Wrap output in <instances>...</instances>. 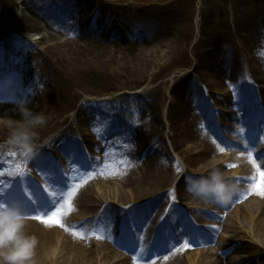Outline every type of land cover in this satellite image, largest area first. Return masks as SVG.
Here are the masks:
<instances>
[{"label":"bare ground","instance_id":"bare-ground-1","mask_svg":"<svg viewBox=\"0 0 264 264\" xmlns=\"http://www.w3.org/2000/svg\"><path fill=\"white\" fill-rule=\"evenodd\" d=\"M127 1L128 4L125 8H128L129 10L138 9L141 11H129V13H127V18L125 14L128 9L123 10V7L122 12L120 10L121 14L126 20L130 22V24L134 25V23H136L140 26V28L145 29L146 35L148 38H150L149 40L147 39L148 41L142 40V36L138 35H135L136 37L131 38V36H128V34L131 35V31L128 30V28L124 26L120 27L117 24H114L110 28L111 33H107L102 24H97V26L94 27L96 20H92V17L90 18L86 15L93 14L96 17H102L101 22H103L104 26L108 25V23L105 22L108 21L113 23L114 18L117 19L120 17L119 15H115L113 18L112 13L111 15H106L103 7L106 9L109 7L106 6V3L99 0L98 2L96 0H22L20 4L25 14H23L20 20L17 21V25L24 28L25 30L34 32L28 33L32 34L33 36L38 33V36H35V40L33 42L38 43L39 45L43 44L44 42L46 44L48 43L46 50L36 54L34 50H26L27 43L25 40H23L25 41V49L21 48V44L18 45L15 42H10L8 40H0V67L6 68V66H8L13 70L9 75H1L0 70V96H4V94H10L13 96H23L29 94V90L34 85L35 80L38 81L37 75L39 73L37 74V71L32 73V68L34 65L24 63L21 59L24 57V55L32 54L33 56L40 55L43 57H48V55L51 54L53 56H51L52 58H45L47 62V68L53 71L52 74L46 77L45 73L41 72V75L45 76V83L47 85H52L53 90L56 91V95L59 98L57 100H52V106H54V109L49 110L45 107L44 100L46 96L40 95L41 93L38 95H35V93L29 94L27 102L28 107L32 111L36 113H42L46 117V123L36 129V131L39 133L37 143H42V139L47 138L48 135L50 136L52 133L58 130V133L55 136L51 135V145H49L62 154L63 158L66 156L68 157L70 155L79 154L81 151L79 145L83 142V140H79L76 135L73 137V133L77 128L76 126L70 125L62 128L69 121V118L65 116V113L70 112L72 106L76 104L75 102H77L79 98L77 96L78 93L69 91L68 87H71V84L76 86H86L89 85V83L94 82V76L92 74V72L95 70L94 66H96L94 65V62L97 61L100 66L108 65L104 59L107 57L109 51H112V47H115V45L111 46L107 43L108 40L110 41V38L121 36V38L128 41V45L126 47L127 50L124 52H127L126 57H129L127 62L131 61V64L128 67L124 66L123 73L131 74L136 66V59H139L140 57L142 59L147 58V55L153 56L157 45L151 44V42H154L155 39L160 40L161 36L164 35V28L158 27L154 30L155 32H151L150 28L148 27V21L152 19L149 10L156 12L157 8H137L136 5H140L138 4L140 0H132L131 2L129 0ZM192 1L193 0H170L171 3L177 4L183 2L186 5H189V7L192 6L190 5ZM256 1L258 2L257 4L261 5L262 3L263 5H261L260 8L258 7L257 11L255 9L252 13H250V15L252 14L254 18L258 17V13L262 14L264 12V0ZM207 2L208 8L206 10V22L200 25L201 35L204 36L207 34L208 28L212 26L214 38L216 40H220V34L214 28L220 26L219 22H221L222 19L221 14L225 12V10L213 6V3H216V0H206V3ZM11 4L12 0H0V20L3 10L6 7H10ZM171 8L173 9L174 7ZM163 10L164 11L162 14L173 24L176 23L184 25L185 22L189 21L187 9H184L187 10V12L182 9H176L172 11L168 10L167 8H163ZM214 11L216 12L215 14ZM79 18H81V20H79ZM70 19H74V21L70 23ZM195 21H198L197 18ZM2 26L3 24L1 25L0 22V29ZM222 26L225 28V25ZM44 30H47L46 33L51 37H46L44 34H42ZM172 30L176 31L177 29ZM5 31H7V29H5ZM148 31L150 33L147 34ZM190 32V28L186 25V27L181 28L177 34L180 35V38H189ZM67 34H71L73 37H80V39H76L73 44L67 46L66 44L70 43L64 39V35ZM124 35H126V38L122 37ZM151 35L153 36L151 37ZM162 39L165 41V37H162ZM49 40L54 41V43L51 44ZM160 41L162 42V40ZM14 43L20 47V55L19 53H10L8 50V48H12L14 46ZM162 46L163 44L160 43V47ZM91 59H94L95 61ZM206 59V57H202L201 60L199 59V62H204ZM210 59L213 60L214 58ZM56 62L59 67L55 66ZM225 64L228 66L230 65L226 59L222 65L225 66ZM230 68L232 69L234 67L232 66L226 69L229 71ZM59 69H61V71ZM246 79L249 82L256 80L255 76L250 71L247 72ZM17 80H20L21 83H18ZM102 86L103 88H101V90H105L106 84H103ZM190 87L191 86L189 85V88ZM47 97H49V95ZM176 99L175 106L177 108L179 107L178 109L180 111L177 119L181 120L180 122H174L173 130H175V135L179 134L180 137L179 141H175V144L186 145L189 142H195V144H197V150L193 153L190 152L189 148H187L186 151L189 153V155L194 154V157L192 156L190 159L193 164H197L201 161L204 162L199 168L201 171H203L214 161L215 154L219 151L221 146H219L213 140L212 136L207 134L208 132H203L196 129L198 126L194 122H191L194 124L192 125L187 120L186 115L185 118H183V115L192 114L195 109H197V111L204 110L207 103H210L211 100L201 103V100L204 98L200 99V97H198V95L192 89H190V92H188L186 95H183L182 97L179 96V98ZM242 101V98L225 100V102H232L237 105L241 104ZM85 104L87 103H83L79 108H77V113L73 118L75 122L82 123V121H84L87 127H94L100 136H103L104 138H106L112 132L118 133V135L113 138L115 146L119 148L117 152L113 150V147L109 146L111 144L110 142L101 143L100 146L101 149H105L108 166L113 169L111 172H106L104 170L106 172V177L102 180V182L116 186L113 191H102L103 195L100 197L110 201V203L107 205L109 207L105 210V212H109L110 208L116 206L117 203L114 202V200L121 202L122 204L117 206L121 207L123 205V207H125V211H127L130 218L128 224L138 232V235L134 234V238L132 240L133 242L131 243V248L129 249L130 257H127L124 254V252H127V248L130 245V240L127 241V239L124 238V236L126 237L127 233H122L118 239H113V237L116 236V234L120 232L122 228V224L119 222L117 223L116 220H114V215H110L112 223L110 220L109 223L105 225V231L101 236H95L96 238L93 239L86 238V235L84 234L85 230L89 226L87 231L89 232V230L94 226V224H91L87 220V224H85L84 230L82 232L77 231L75 233L69 234L68 228L70 226L69 221L72 219V213H75L73 217L77 218L79 217L78 214L80 215L81 211L86 212L84 209H88L90 211L96 207L95 204L102 203L100 201L103 199L96 200L88 196L86 194L87 189L81 188L77 190L76 199L68 202L65 207L60 205V209L58 208L60 210L59 214L55 217L60 219V224L55 223L53 219V214L57 211H53L52 213L45 215L40 210V203L36 205L37 209H34L29 205H24V202L18 199L22 203L23 208L33 216V218L28 222V230L31 233L37 235L39 239L37 259L39 264H142V261L141 263L139 262L143 258L142 253L144 254V251L147 250L151 251V254L155 253V247L159 250L157 244L154 243L151 249L148 248L146 250L138 246L135 247V249L132 247L139 241H146L148 236L152 231H154L156 225L158 224L157 222L160 220V217L163 214L162 203L165 202L168 194L164 191L167 189L165 187L166 185L170 186L172 180L179 171V164L173 157H170L167 146L164 143L160 145L157 144V142H154L156 139L161 140L159 137L161 132V122L157 116L154 117L158 126L153 125L151 120L147 119L146 113L140 111H130L128 108L109 111L105 115H101V117L98 118L99 115L97 117V114L102 113V109L99 108L100 105H97L95 110L86 109ZM96 111L97 114L94 115ZM22 119L23 117L19 110V103H1L0 140H2L5 134L11 133L12 128L9 126V122L15 126ZM138 121L144 122L145 128H142ZM261 127L264 129V124ZM147 130L152 131V133H149ZM235 131L236 130L233 129L229 132L235 134ZM123 141L129 142V147H124L119 144ZM0 143H3V141H0ZM224 144L230 146L229 144L231 143L226 141ZM134 147L140 148L146 154H149L143 163L142 161L139 162L140 160L135 159V157L132 155V150ZM151 149H154L153 156L150 155ZM47 151L48 148L47 150H42L39 148L38 153L32 158L34 164L40 168L41 166H45V164L48 162V154L45 155L44 152ZM9 154H12V160H6L9 157L7 153H0V168L1 173L3 174L0 176L5 179V185L0 187V191H3L0 193V199L11 201L13 199L10 198V196L16 195L14 192L15 187L17 185L25 187L28 186L29 183L25 180V178H17L15 175H13L16 168H18V160L16 153L9 152ZM43 155H45V157ZM114 155L119 156L121 159V164L118 165L119 168L117 167L116 162L120 161L112 160ZM263 155V152H257L255 153V160H244V163L246 164L244 170L247 173V177L244 178V185L242 189L238 191L239 196L242 194H249L248 198L246 199V207L249 208L248 210H250L255 206V211L258 214V220L254 223L255 227H253V224L250 228H248L249 231L240 238H252L253 243H251L252 246L250 247L255 250L254 253H256V251L257 253L261 251V256L259 255L258 259L261 261L263 260L262 264H264V251L260 249L259 242L255 239H263L264 242ZM65 162H68L67 159H65ZM60 163H62V160H60ZM160 167L165 170L163 173L160 172ZM64 170L70 172L71 168L67 166V169L64 168ZM52 175V177H57V171H53ZM52 182L55 184V180ZM117 182L123 186L118 187ZM177 187L179 188H175L176 192L182 188V185H177ZM5 189L7 191H5ZM5 194H7L8 197H3ZM129 198L133 199L129 201ZM149 199L151 202L147 205H143L142 207H138L136 205ZM232 201L233 199H231L227 204L229 205ZM227 204H218L220 207L218 212H197L195 213V218L197 221L204 220L205 218L206 220L204 221H209L208 219L212 218L213 216L216 218L218 213L221 214L223 212V209L227 206ZM103 205L104 204H101L97 212L102 208ZM66 207H70L73 212L68 211ZM124 212L122 211L121 213ZM138 212L141 213L139 216L140 218L136 216L134 219L135 214ZM147 216H149L148 219H146ZM174 216H176L175 212L170 211L169 218L172 219ZM37 217H43L44 219H37ZM106 218L107 216L104 215V219ZM177 223V226H175L173 229L174 236L169 240V242H166L160 247L161 251L169 250L168 257L175 258V262L178 261L179 251L178 248L176 249V247H174V243L182 240L187 233L189 234V229L186 226V223L179 220V218L177 219ZM45 224L50 226L45 227ZM240 224L241 226L243 225L242 222ZM227 225L228 224L225 221L223 226L227 228ZM244 228L246 229V226H244ZM227 229L228 232L233 230L232 227ZM234 233L240 232L234 231ZM214 236V234L208 236L206 235L203 237L202 241L212 242L215 240ZM136 237H140V239ZM98 239L99 246H96L93 241ZM159 239L160 238H158V240ZM109 242H111L114 246L123 249L124 252L111 250L109 247ZM243 248L244 247H238L237 249ZM214 249L209 248L204 253L208 259V264H223L222 257L217 255V251H223L224 246L217 244L215 245ZM54 250L58 252V256L56 259L50 260L48 257ZM234 254L235 257L230 260H224V262L226 264H241L244 262L242 257L237 256V253L235 252ZM194 258L196 259V256ZM201 258L202 256L199 257L197 262L198 264H200L202 261ZM195 259L189 261L192 263L195 261ZM163 264H172V262H165Z\"/></svg>","mask_w":264,"mask_h":264},{"label":"rangeland","instance_id":"rangeland-1","mask_svg":"<svg viewBox=\"0 0 264 264\" xmlns=\"http://www.w3.org/2000/svg\"><path fill=\"white\" fill-rule=\"evenodd\" d=\"M21 1L22 0H12L10 7H6L3 10L0 20L1 25L3 24L2 28L0 29V40H8L10 42H15L18 45L21 44V48L23 49H25L24 42L26 41L27 51L34 50L36 54L41 53L43 50H46L48 43L46 44L44 42L40 45L38 43H34L33 41L35 40V37L31 38L33 35L28 34L29 32H34L25 30L24 28L20 26L18 27L16 25L17 21H19L22 15L25 14L20 4ZM96 1L98 2V0ZM99 1H103L107 4L106 6L109 7L108 9L103 7L106 15H111L112 13L113 18L115 15H119L120 17L117 19L114 18L113 23L108 21L105 22L108 23V25L104 26L103 22H101L102 17H96L93 14L86 15L87 17H92V20H96L94 27H96L97 24H102L106 32L111 33L110 28L114 24H117L120 27L124 26L128 28V30L131 31V35L128 34V36H131V38L136 37L135 35H138L142 36V40L150 39L148 36H145V29L140 28V26L136 23H134V25L130 24V22L126 20L121 14L123 7V10L128 9L125 8L128 4L127 0ZM129 1L131 2L132 0ZM257 3L258 2L256 0H216V3H213V6L225 10V12L221 14L222 19L221 22H219L220 26L214 28L220 34V40H216L213 36L212 26L208 28L207 34L204 36L201 35L200 25L206 22L205 19L207 16L206 10L208 8V2L206 3V0H193L190 4L192 6L190 7L183 2L179 4L171 3L170 0H140L138 2L140 5H136L137 8H157L156 12L149 10L150 16L152 17V19L148 21V27L150 30L155 32L154 30L158 27L164 28V35L160 38L162 42L156 39L154 42H152L157 45L153 56L150 55V57L147 55V58L142 59L140 57L139 59H136V66L134 69L132 67L133 71L131 74H124V66L128 67L131 64V61L127 62V59H129V57H126L127 52H124L127 50L126 47L128 45V41L125 39L121 41V36L112 37L110 38V41H107V43L111 46L115 45V47H112V51L110 50L107 57L104 59L108 65L100 66L97 61L91 59L95 61L94 65H96L94 66V72H92L94 76V82L89 83V85L86 86H76L71 84V87H68L69 91L78 93L77 96L79 98L78 101L75 102L76 104L72 106L70 112L65 113V116L69 118V121L62 128L70 125L76 126L77 128L73 133V137L76 135L77 138L81 139L83 134L92 136L93 132L95 131L94 127H87L84 121H82V123H77L73 120L75 114L77 113V108H79L83 103H87L85 104L86 109L96 110L97 105H100L99 108L102 109V113L97 114V111L94 113V115L97 114V117L99 115L98 118H100L101 115H105V111L109 112L115 111L116 109L126 108H128L130 111H140L146 113L147 119L151 120L155 126H158V124L154 116L160 118L161 132L159 137L161 140L156 139L154 142H157V144L160 145L164 143L167 146L169 155L174 157L176 162L179 164L180 170L175 175L173 186H177L178 181L181 179L183 182L180 183L182 188L179 189L177 194L173 190L167 191L168 197L162 204L165 205L167 202V204L169 203V206H171L173 203H176V206L178 207L176 213H181L179 214V219H181L182 222L187 223V227L189 224H193L192 222H195L194 211L199 209L198 206H201L199 205L201 201H197L186 191V176L188 174L197 173L199 171L198 169L204 162L201 161L197 164H193L190 161L191 157H194V154L189 155L186 149L189 148L190 152L194 153L197 150V144H195V142H189L186 145L175 144V141H179L180 137L179 134L175 135L173 126L175 121L180 122L181 120L177 119L180 111L178 109L179 107L177 108L175 106L177 100L176 98L186 95L188 92H190V89H192L198 95V97H200V99L204 98L201 100V103L211 100V102L207 103L206 107L201 112L195 109L192 114L183 115V118H185L186 115L187 120L190 123L194 122L196 124V122H198L199 126L197 129L200 130H204V125L213 120V117L218 120L217 127H219L220 124L222 131L223 129L226 131L227 128L234 127L235 124H237L236 127L242 128L243 124L239 123L238 125L237 122L235 123L233 116L238 113H245L243 108L247 107L248 105H256L257 108L260 106V110L264 113V12L262 14L258 13V17L255 18L252 14L250 15V13H252L255 9L257 11V8H260L261 5H263L262 3L261 5ZM171 7L174 8L172 9ZM163 8H167L168 10L172 11L176 9H187L189 21L185 22L184 25L176 23L173 24L162 14L164 11ZM187 10L184 11L187 12ZM129 11L140 12L141 10L128 9L125 14L126 17ZM215 13L216 12L214 11V14ZM196 18L198 20L197 22L195 21ZM79 20H81V18H79ZM73 21L74 19H70V23ZM186 25L191 30L190 36L189 38H180V35L177 34V32L181 28L186 27ZM222 25H225V28ZM5 29H7V31H5ZM172 29L177 30L173 31ZM46 32L47 30H44L42 34H44L46 37H51ZM126 35L122 37L126 38ZM152 36L153 35H151V37ZM162 37H165V41L167 42H165ZM64 39L70 42L66 44L67 46H70L76 41V39H80V37H73L71 34H67L64 35ZM49 41L51 44L54 43L52 40ZM15 43L14 46L12 48H8V50L10 53H19L20 55V47H18ZM160 43L163 44L162 47H160ZM51 56V54H49L48 57H43L40 55L33 56L32 54H28L21 58L24 63L34 65L32 68V73L34 71H37V74L39 73L37 75L38 81L35 80L34 85L29 90V94L35 93V95H38L41 93L40 95L46 96L44 104L49 110L54 109V106H52V100L59 99L56 95V91L53 90L52 85H47L45 83V76L41 75V72H44L46 77L52 74L53 71L47 68V62L45 60V58L53 57ZM202 57H206L207 59L204 62H199V59L201 60ZM210 58L214 59L211 60ZM225 59L230 63L229 66L226 64L225 66L222 65ZM55 66H58L57 62L55 63ZM232 66L234 68H230L229 71L226 69ZM59 70L61 71V69ZM249 71L255 76L256 80L252 82L247 81L246 74ZM17 81L18 83H21L20 80ZM103 84H106L105 90H101V88H103ZM251 84L255 86L257 91L256 93L255 91L253 92V86ZM189 85L191 86L190 88ZM29 94L23 96L18 95L17 98L20 102L27 101ZM48 95L49 97H47ZM235 98L243 99V106L241 108L233 103L225 102L227 99L233 100ZM138 123L141 124L142 128H145L144 122L138 121ZM147 131L152 133L150 130ZM57 133L58 130L51 135L55 136ZM10 135L11 133L5 134V136L0 141H4L3 144L6 145ZM51 135H48L49 137L47 136V138L42 139V143H38L40 145L39 148L42 150H47L48 148L50 153H57V150L50 147L52 139H50ZM242 139L238 141L239 145L234 146L233 148H228L227 151L225 148H223L224 152L219 151L217 155L215 154L216 156L214 161H217L218 164L222 165L220 170L225 172L227 176H243L244 174V164L242 159L248 153L247 142L249 139L247 136H244ZM81 147L85 148V145L82 144ZM85 151L95 156L98 154L97 149L94 147H88V149L85 148ZM138 152V149L135 148L134 153ZM223 163L226 165L224 166ZM46 167H48V165H46ZM163 171L165 170L160 167V172L163 173ZM200 173L201 172H199V174ZM231 179L238 183L239 189L244 183L243 181L237 180L238 178ZM82 180L85 181L83 182L84 185L82 186V189H87L86 194L96 200L103 199L100 202H102L101 204H104L102 208L105 207L106 210L109 207L107 205L110 203V201L100 197L103 195L102 191H113L116 186L98 181L97 178L93 179V176L90 175L83 176ZM77 184H79V182ZM117 184L118 187L123 186L120 185L119 182H117ZM172 197H178L179 201L172 199V202L170 203V199ZM247 197L248 195L240 196L237 201L230 204L228 208L223 211L222 215H220V218L215 220L219 223L216 224L217 227L214 231L211 230L209 225L206 223L198 221L197 223L200 225L198 236L192 234L190 235V238L193 237L195 241L199 239L200 242H194L190 238H185L176 242L174 244L175 246L183 244L185 245V248L180 250L178 261H173L172 264H198L197 262L200 256H202V261L200 264H208V259L204 253L206 252L207 248H214L216 244H221L226 247V251L222 252L223 254L218 251V255L224 257L223 260L225 258L229 259L235 257V252L237 253V256L245 259L243 263L262 264L263 260L261 261L258 259L259 255L261 256V251L258 253L256 251V253H254L255 250L250 247L252 246L251 243H253L252 238H240L244 236V234L249 231L248 228H250L258 220V214L254 208L255 206L250 209L252 211L248 210L249 208L246 207ZM131 199L133 198H129V201ZM114 202L117 204L116 206L109 209L110 212H108L107 216L114 215V220H116L117 223L119 222L125 225L128 224L127 221L130 218L126 214L123 215L121 213L122 211H125V207H123V205L121 207L117 206L121 205V202H117L116 200H114ZM145 203L147 202L143 201L136 205L138 207H142L143 205H146ZM101 204H95L96 207L90 211L88 209H84L86 212L81 211L80 216H85L84 218L93 216L96 214V211L99 209ZM214 209H217V206L214 203H209L207 210L212 211ZM137 214L140 215L141 213L138 212ZM166 214L168 216V213ZM187 218H190L192 222H188ZM224 219L228 224L227 228L232 227V231L228 232V229L223 227ZM176 220L177 219L175 216L174 218L167 220L169 223L168 229L170 231L167 233H173L171 227L177 224ZM74 221L72 220V222ZM160 222L158 226L160 225ZM241 222L243 224L242 226L240 224ZM126 226V229L129 228L130 231H134V229L129 227V225ZM244 226H246V229ZM253 227H255V224ZM234 231H238L240 233H234ZM156 232L155 234L153 233L150 243H153L155 240ZM162 233L165 232L163 231ZM209 233L215 235L217 241L216 243L211 241L201 242L203 235ZM255 240L259 242L260 249L264 251L263 239ZM148 243V240L141 242V247L145 249L146 246H148ZM238 247L244 248L237 249ZM145 255H148V252ZM158 255L160 258L163 256H168L165 255L163 251L159 252ZM195 256L196 259L194 258ZM194 259L195 261L191 263L190 261Z\"/></svg>","mask_w":264,"mask_h":264},{"label":"clouds","instance_id":"clouds-1","mask_svg":"<svg viewBox=\"0 0 264 264\" xmlns=\"http://www.w3.org/2000/svg\"><path fill=\"white\" fill-rule=\"evenodd\" d=\"M19 110L23 119L15 126L9 122L12 131L6 146L15 149L22 157H34L40 147L36 129L46 123V117L32 111L27 101L20 102ZM219 151L224 152V149L220 148ZM217 164V161H213L199 175L186 176V191L197 201L223 205L238 192V183L221 171ZM32 218L19 200L0 199V264H39V239L28 230V222ZM49 226L45 224V227ZM57 256L58 252L54 250L48 258L54 260Z\"/></svg>","mask_w":264,"mask_h":264},{"label":"snow or ice","instance_id":"snow-or-ice-1","mask_svg":"<svg viewBox=\"0 0 264 264\" xmlns=\"http://www.w3.org/2000/svg\"><path fill=\"white\" fill-rule=\"evenodd\" d=\"M0 175H3L2 173H0ZM3 191H0V193H2ZM75 193V188L72 189L70 192H69V196L73 195ZM59 209H57V212L53 214V219H54V222L57 223V224H60L61 221L60 219L58 218H55L58 214H59ZM37 219H44L43 217H37ZM47 222V221H46Z\"/></svg>","mask_w":264,"mask_h":264}]
</instances>
